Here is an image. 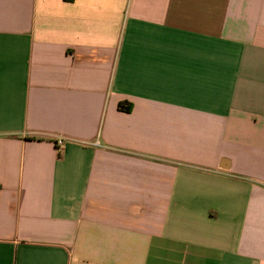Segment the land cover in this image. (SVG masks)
I'll use <instances>...</instances> for the list:
<instances>
[{"label":"crops","instance_id":"1","mask_svg":"<svg viewBox=\"0 0 264 264\" xmlns=\"http://www.w3.org/2000/svg\"><path fill=\"white\" fill-rule=\"evenodd\" d=\"M0 264H264V0H0Z\"/></svg>","mask_w":264,"mask_h":264},{"label":"built area","instance_id":"2","mask_svg":"<svg viewBox=\"0 0 264 264\" xmlns=\"http://www.w3.org/2000/svg\"><path fill=\"white\" fill-rule=\"evenodd\" d=\"M56 144H57V147L61 149L64 145V138L62 136L57 137Z\"/></svg>","mask_w":264,"mask_h":264}]
</instances>
